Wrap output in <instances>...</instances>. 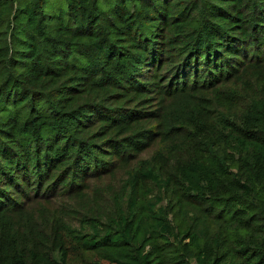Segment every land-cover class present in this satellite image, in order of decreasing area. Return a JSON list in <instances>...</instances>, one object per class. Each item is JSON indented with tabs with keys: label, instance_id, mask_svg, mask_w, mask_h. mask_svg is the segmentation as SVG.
Here are the masks:
<instances>
[{
	"label": "trees",
	"instance_id": "1",
	"mask_svg": "<svg viewBox=\"0 0 264 264\" xmlns=\"http://www.w3.org/2000/svg\"><path fill=\"white\" fill-rule=\"evenodd\" d=\"M101 262L264 264V0H0V264Z\"/></svg>",
	"mask_w": 264,
	"mask_h": 264
},
{
	"label": "rangeland",
	"instance_id": "2",
	"mask_svg": "<svg viewBox=\"0 0 264 264\" xmlns=\"http://www.w3.org/2000/svg\"><path fill=\"white\" fill-rule=\"evenodd\" d=\"M155 150H156V146H152V147L149 148V150L143 151L140 154V157L139 158L141 160L150 159ZM133 164L134 163H132V166H135L136 165V163L134 165ZM124 174H125V171L119 170L114 175H112L110 177L104 178L101 182H107L108 181L105 185H109V190L111 188L112 189L121 188L122 183H123V181L125 179V175ZM100 183H98V184H100ZM109 194H110V192H109ZM99 264H107V263L101 262Z\"/></svg>",
	"mask_w": 264,
	"mask_h": 264
}]
</instances>
